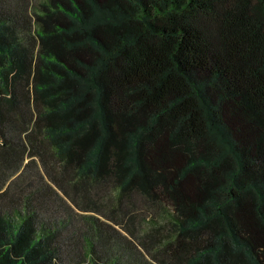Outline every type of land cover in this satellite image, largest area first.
Here are the masks:
<instances>
[{
  "label": "trees",
  "instance_id": "1",
  "mask_svg": "<svg viewBox=\"0 0 264 264\" xmlns=\"http://www.w3.org/2000/svg\"><path fill=\"white\" fill-rule=\"evenodd\" d=\"M94 190L158 264H264V0H0V264Z\"/></svg>",
  "mask_w": 264,
  "mask_h": 264
},
{
  "label": "rangeland",
  "instance_id": "2",
  "mask_svg": "<svg viewBox=\"0 0 264 264\" xmlns=\"http://www.w3.org/2000/svg\"><path fill=\"white\" fill-rule=\"evenodd\" d=\"M17 191L19 190L16 188ZM107 193L94 190L90 194L91 198H84L80 193L78 202L86 206L85 209L78 207L63 193L54 191L51 195L47 193L44 196L40 217L62 232L59 236L58 264L83 263L92 246L91 241L95 243L102 260L107 263L158 264L153 259L154 249L145 247L134 235L110 221V216L113 212H118V207L113 193ZM147 221L141 219L139 229H144ZM143 232L140 230L139 234ZM109 233L113 237L108 236Z\"/></svg>",
  "mask_w": 264,
  "mask_h": 264
}]
</instances>
